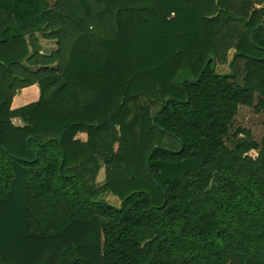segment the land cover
<instances>
[{
  "label": "trees",
  "instance_id": "obj_1",
  "mask_svg": "<svg viewBox=\"0 0 264 264\" xmlns=\"http://www.w3.org/2000/svg\"><path fill=\"white\" fill-rule=\"evenodd\" d=\"M240 106L264 117V0H0V264H264Z\"/></svg>",
  "mask_w": 264,
  "mask_h": 264
},
{
  "label": "rangeland",
  "instance_id": "obj_2",
  "mask_svg": "<svg viewBox=\"0 0 264 264\" xmlns=\"http://www.w3.org/2000/svg\"><path fill=\"white\" fill-rule=\"evenodd\" d=\"M55 0H48V4L49 6H52ZM40 47L42 49L43 53H47L50 52L53 49V42L50 41H45V40H40ZM217 66V65H216ZM218 66H220L218 64ZM240 67L241 64L238 65V77L240 76ZM218 69L215 68L216 72L219 73H229L230 72V68L229 66H227L226 64H224L223 66L221 65L220 67H217ZM241 76L240 79L237 80V84H241ZM160 103H155L154 104H150V110L151 113L155 112L157 110V108L159 107ZM19 120V119H18ZM13 120V122H15V124H19L21 123V121L19 120ZM263 122H264V117L262 114H257L253 111L252 108L250 107H246V106H240L238 107V111H237V115L235 117V120L233 122L232 128H231V133H233L236 129H241L244 131V135H248L250 139H252L255 142H260L261 138L263 136ZM243 135H241L242 137ZM158 144L168 147L172 150H177L179 149V145L178 143L171 137H169L168 135H163L161 142H159ZM248 155L252 156V157H256L257 156V152L254 150H251L248 152Z\"/></svg>",
  "mask_w": 264,
  "mask_h": 264
},
{
  "label": "crops",
  "instance_id": "obj_3",
  "mask_svg": "<svg viewBox=\"0 0 264 264\" xmlns=\"http://www.w3.org/2000/svg\"><path fill=\"white\" fill-rule=\"evenodd\" d=\"M234 54V49H230L227 53L228 55V61L231 60L232 55ZM227 66H229L228 63H225ZM217 66L215 67L216 69H218L217 67H220L221 65L223 66L224 64H219L220 66H218V64H216ZM39 88L36 84L21 88V89H17L15 94L12 96L11 101H10V110H15L18 109L20 107H23L27 104L30 103H34L39 99ZM17 118H13L11 121L14 125L20 126L22 125V122L19 124H15V122H13V120H16ZM18 120V119H17ZM19 122V120H18ZM77 138L80 141H86V134L85 133H79L77 135ZM99 163V169L97 171V174L95 176L94 179V183L96 185L97 188H101L104 184H105V165L104 162L102 160H98ZM105 200L114 205V206H118L120 204V200L117 196L109 193L105 195Z\"/></svg>",
  "mask_w": 264,
  "mask_h": 264
}]
</instances>
